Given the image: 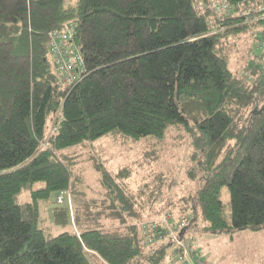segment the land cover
<instances>
[{"label":"trees","instance_id":"1","mask_svg":"<svg viewBox=\"0 0 264 264\" xmlns=\"http://www.w3.org/2000/svg\"><path fill=\"white\" fill-rule=\"evenodd\" d=\"M66 26L59 45L53 33ZM251 26L264 27V0H0V264H157L172 243L143 244L142 222L164 213L199 217L210 232L263 226L264 51L262 64L234 72L227 42ZM55 46L80 55L76 81L61 79ZM103 135L153 141L114 172L91 155L92 210L69 149ZM169 137L192 146L194 194L164 198L163 172L132 190L134 168L156 161ZM24 190L30 200L19 202ZM61 190L72 194L73 222ZM53 193L64 230L49 235L39 201Z\"/></svg>","mask_w":264,"mask_h":264},{"label":"rangeland","instance_id":"2","mask_svg":"<svg viewBox=\"0 0 264 264\" xmlns=\"http://www.w3.org/2000/svg\"><path fill=\"white\" fill-rule=\"evenodd\" d=\"M261 31H264V27L257 29V27L251 26L227 39V42L231 44L229 67L232 71L247 73L254 62L263 63L259 53L264 51V33L262 38L256 37V34ZM169 139V142L167 141L168 143L162 146L160 157L156 161L143 169L134 168L132 176L127 180L128 186L132 190H135L144 180H150L154 172H163L164 179L168 182V187H163L164 198L170 195L179 197L182 194H194L199 186L201 170L197 162L188 155L192 151V146L186 140L180 143L171 140V137ZM152 141L153 139L146 137L133 141L103 135L69 149L77 155L73 171L82 177L85 190L83 198L89 202L90 209L93 210V207L96 206L93 202L100 197L99 173L93 165L91 155L99 157L105 166L114 172L138 158L141 151ZM188 168L195 170L193 177L189 175ZM219 194L222 201V215L229 222L231 208L229 192L225 185L220 188ZM55 195L56 193H53L47 201H39V226L49 235L64 230L54 223L51 214V207L56 205ZM71 198L69 208L73 222L74 202L72 196ZM17 200L19 202L30 200L29 191H22ZM64 205L66 206V204ZM174 216L179 219L178 214H172L173 218H175ZM186 224L188 226L185 230V239L197 252L202 264H264V225L258 229L244 228L233 232H210L203 229V223L199 217L192 223L187 221ZM74 227L73 224L67 225L65 229H73ZM145 264L155 263L146 261ZM157 264H178L174 258L171 245L167 246L163 259Z\"/></svg>","mask_w":264,"mask_h":264},{"label":"built area","instance_id":"3","mask_svg":"<svg viewBox=\"0 0 264 264\" xmlns=\"http://www.w3.org/2000/svg\"><path fill=\"white\" fill-rule=\"evenodd\" d=\"M71 34V27L66 26L64 33H53V37L57 40V44L61 45ZM53 59L56 69L64 82L71 83L79 79L83 69L81 68V57L77 52L74 50L65 51V49L61 52V48L55 46ZM65 200L68 203L70 202V192L68 190H61L57 196V201L61 203ZM174 221L169 213H164L157 220L142 222L143 244L160 243L167 239L172 243L174 258L178 264H202L197 252L186 239H183V235L180 234V231L187 222L185 220Z\"/></svg>","mask_w":264,"mask_h":264},{"label":"crops","instance_id":"4","mask_svg":"<svg viewBox=\"0 0 264 264\" xmlns=\"http://www.w3.org/2000/svg\"><path fill=\"white\" fill-rule=\"evenodd\" d=\"M187 230V229H186Z\"/></svg>","mask_w":264,"mask_h":264},{"label":"water","instance_id":"5","mask_svg":"<svg viewBox=\"0 0 264 264\" xmlns=\"http://www.w3.org/2000/svg\"><path fill=\"white\" fill-rule=\"evenodd\" d=\"M181 233V232H180Z\"/></svg>","mask_w":264,"mask_h":264}]
</instances>
